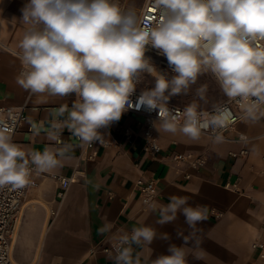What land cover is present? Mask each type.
Segmentation results:
<instances>
[{"label":"clouds","instance_id":"9594fccd","mask_svg":"<svg viewBox=\"0 0 264 264\" xmlns=\"http://www.w3.org/2000/svg\"><path fill=\"white\" fill-rule=\"evenodd\" d=\"M157 18L142 21L134 8H122L120 0H26L19 21L24 25L18 43L23 65L17 84L30 94L60 98L74 96L64 124L81 146L103 143L102 128L118 122L133 107L131 96L146 74L154 86L142 89L135 107L157 111L158 131L181 133L198 141L207 133L212 142L223 144L224 130L235 117L228 104L207 103L206 84L195 90L183 110L170 109L172 97L188 95L203 75H210L229 103L240 106L245 121L264 118V0H153ZM157 50L172 74L161 73L146 52ZM12 110L0 115V189H24L32 176L55 174L73 159V146L26 150L14 142ZM50 134H62L53 124ZM240 142L247 144L243 134ZM168 204L149 203L158 212L156 223H173L178 215L192 231L177 233L181 245L169 243L167 254L144 255L156 239L169 241L148 225L118 230L111 236L114 264H188L189 245L199 249L197 225L209 217L206 205L191 206L187 197L171 196ZM105 222L100 233H112ZM139 249V250H138ZM195 259H202L199 252Z\"/></svg>","mask_w":264,"mask_h":264},{"label":"crops","instance_id":"0c3cea01","mask_svg":"<svg viewBox=\"0 0 264 264\" xmlns=\"http://www.w3.org/2000/svg\"><path fill=\"white\" fill-rule=\"evenodd\" d=\"M25 3L0 0V40L18 52L24 32L20 9ZM21 68L18 54L0 49V106L23 107L25 115L14 132V142L38 151L71 144L73 159L65 161L55 174L74 180L59 197L56 178L47 173L36 177L37 185L26 194L11 239V257L16 264H114L112 253L107 254L102 247L111 244V236L119 234L118 230L130 231L134 226H152L158 235L168 233L171 237L169 241L156 239L150 248L143 249L144 255L155 258L167 254L169 243L181 245L177 233L188 235L192 229L182 215L173 223L158 225V212L143 205L136 190L139 177L156 181L153 204L166 205L175 195L187 197L191 206L223 211L219 218L209 211L208 219L197 225L201 244L199 249L187 247L188 264H259L251 243L263 238L264 118L253 123L241 116L226 133L223 144L213 143L205 134L192 141L179 132L158 131L157 123L154 129L161 152L152 157L143 149L144 117L126 111L118 122L100 130L111 143L91 149L81 146L64 124L67 112L60 114L63 105L70 108L74 96L30 94L16 82ZM53 124L61 135L50 134ZM124 127L132 131L130 140L122 133ZM238 134L247 136L249 143L237 140ZM242 149L247 153L231 155ZM173 152L193 153L205 163L193 168L174 162L169 158ZM226 182H237L239 189L226 187ZM105 222L113 224L112 233H100ZM196 252L202 259L194 258Z\"/></svg>","mask_w":264,"mask_h":264},{"label":"built area","instance_id":"2783aa9c","mask_svg":"<svg viewBox=\"0 0 264 264\" xmlns=\"http://www.w3.org/2000/svg\"><path fill=\"white\" fill-rule=\"evenodd\" d=\"M157 11L154 8L153 0H145L143 3V7L140 11V18L142 21L152 22L155 18H157ZM261 44H264V41L259 42ZM0 49L5 50L7 52L18 54V51L10 48L8 45H6L3 41L0 40ZM146 56L151 58L152 63L155 65L158 71L161 70H167L171 71V69L168 66V62L165 57L158 54L157 50L149 48V50L146 52ZM23 69V65L21 68V71ZM141 90L136 88L135 93L131 96V100L133 102V107L129 108L127 111L134 112L142 115L144 117L143 121V149L145 152H147L148 155L155 157L161 152V146L158 142V138L154 129V122L158 120V113L157 111H147L143 107L137 109L135 107L136 101L138 96L140 95ZM218 104H228V106L231 108L233 114H234V121L231 123V125L224 130V136L226 137V133L234 128V125L236 124L237 120L242 116L240 106L236 104L235 102L229 103L227 101V98L224 97L223 101L219 102ZM185 106L179 105L176 103L169 102V108L175 109L178 108L180 110H183ZM8 110H12L16 116L17 119L14 124V132L17 130L18 126L20 125L21 121L24 118V112L23 107L20 106H12V105H1L0 106V115H5ZM202 111H210L211 108L207 109H200ZM105 128H102L100 130H103ZM122 133L124 137L128 140H130L133 136L132 131L128 127H124L122 130ZM205 135H208L207 133H204ZM209 136V135H208ZM241 134H238L237 140H240ZM210 137V136H209ZM111 143L108 139L104 138L103 143H93L92 145H86L87 148L95 149L99 146H108ZM89 155V158L94 155ZM247 153L246 149L240 150L238 153L231 152V155L237 156L243 155ZM169 158L174 162L179 163H186L189 166L193 168H198L202 166L205 163V160L203 157L195 155L193 153H183V152H173L169 155ZM264 160V157H263ZM138 165V164H136ZM42 175V174H41ZM52 177L56 178L57 181H59V190L57 192L59 197H63L67 188L71 184V182L74 180L73 177H67L63 175H57V174H50ZM38 175H33L31 178V183L29 186H27L24 189H18L13 190L11 188L5 187L3 189H0V264H16L11 257V239L13 232L16 227L17 219L19 217V214L21 213V209L23 207V202L26 197V194L28 191H30L33 187L37 185V177ZM185 176L187 178L190 177V174L186 173ZM136 190L139 192L140 200L143 205L149 206V203H154V200L156 198V181L154 179L144 180L141 177H139L135 181ZM225 186L234 190L239 189L237 187V182H226ZM211 214L215 218H219L223 215V211L211 208L210 209ZM262 231V237L258 240H255L251 243V247L254 251L257 253V258L259 261V264H264V224L261 227ZM102 250L106 252L107 254L112 253V245H107L102 247ZM94 251V248H91V252Z\"/></svg>","mask_w":264,"mask_h":264},{"label":"rangeland","instance_id":"374dc122","mask_svg":"<svg viewBox=\"0 0 264 264\" xmlns=\"http://www.w3.org/2000/svg\"><path fill=\"white\" fill-rule=\"evenodd\" d=\"M144 1L145 0H120V4L121 7L125 9L134 8L137 14L139 15L140 8L142 7L141 5ZM159 72H161L162 74L163 73H168L169 75L172 74L171 71H167V70H161ZM204 84H206L208 87L207 103H205L204 101H198L200 104V109L211 108L213 104H218L219 102L223 101L224 95L220 91L218 84L210 75L206 74L198 79L197 84L192 86V89L188 95L172 97L169 102L186 106L189 103H191L194 99L198 100V98L195 96V90L200 85H204ZM153 86H154V76L146 74L144 77H142V82L139 85H137V89L142 90L145 88H151Z\"/></svg>","mask_w":264,"mask_h":264}]
</instances>
